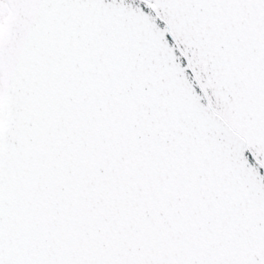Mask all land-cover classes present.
Instances as JSON below:
<instances>
[{
    "label": "snow or ice",
    "instance_id": "obj_1",
    "mask_svg": "<svg viewBox=\"0 0 264 264\" xmlns=\"http://www.w3.org/2000/svg\"><path fill=\"white\" fill-rule=\"evenodd\" d=\"M0 264H264V0H0Z\"/></svg>",
    "mask_w": 264,
    "mask_h": 264
}]
</instances>
